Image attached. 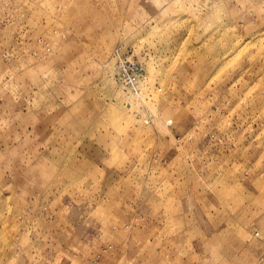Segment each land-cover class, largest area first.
I'll return each instance as SVG.
<instances>
[{
	"label": "rangeland",
	"instance_id": "374dc122",
	"mask_svg": "<svg viewBox=\"0 0 264 264\" xmlns=\"http://www.w3.org/2000/svg\"><path fill=\"white\" fill-rule=\"evenodd\" d=\"M0 264H264V0H0Z\"/></svg>",
	"mask_w": 264,
	"mask_h": 264
},
{
	"label": "built area",
	"instance_id": "2783aa9c",
	"mask_svg": "<svg viewBox=\"0 0 264 264\" xmlns=\"http://www.w3.org/2000/svg\"><path fill=\"white\" fill-rule=\"evenodd\" d=\"M117 62L116 78L132 93H138L144 81L143 67L133 59L123 54L119 49L113 53Z\"/></svg>",
	"mask_w": 264,
	"mask_h": 264
}]
</instances>
